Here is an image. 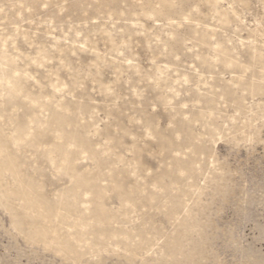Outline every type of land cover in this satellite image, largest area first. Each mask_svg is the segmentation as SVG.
Returning a JSON list of instances; mask_svg holds the SVG:
<instances>
[{"label": "rangeland", "instance_id": "374dc122", "mask_svg": "<svg viewBox=\"0 0 264 264\" xmlns=\"http://www.w3.org/2000/svg\"><path fill=\"white\" fill-rule=\"evenodd\" d=\"M0 264H264V0H0Z\"/></svg>", "mask_w": 264, "mask_h": 264}]
</instances>
